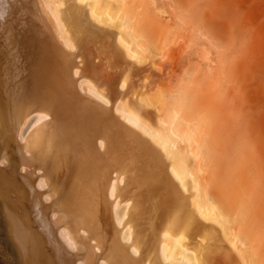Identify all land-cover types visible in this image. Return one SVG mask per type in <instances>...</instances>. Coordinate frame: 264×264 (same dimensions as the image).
I'll use <instances>...</instances> for the list:
<instances>
[{"label": "water", "instance_id": "obj_1", "mask_svg": "<svg viewBox=\"0 0 264 264\" xmlns=\"http://www.w3.org/2000/svg\"><path fill=\"white\" fill-rule=\"evenodd\" d=\"M63 2L73 53L36 0H0V264H238L190 209V181L183 195L162 152L114 114L128 98L162 130L137 98L173 84L169 65L136 66L116 45L118 35L129 43L123 34L90 21L92 4Z\"/></svg>", "mask_w": 264, "mask_h": 264}, {"label": "rangeland", "instance_id": "obj_2", "mask_svg": "<svg viewBox=\"0 0 264 264\" xmlns=\"http://www.w3.org/2000/svg\"><path fill=\"white\" fill-rule=\"evenodd\" d=\"M45 2L58 21L60 1ZM106 2L118 8L105 12ZM93 21L126 37L117 44L130 61L169 65L173 84L138 101L163 127L175 117L184 136L168 133L196 166L211 222L242 264H264V0H98ZM125 212L118 208V223Z\"/></svg>", "mask_w": 264, "mask_h": 264}, {"label": "bare ground", "instance_id": "obj_3", "mask_svg": "<svg viewBox=\"0 0 264 264\" xmlns=\"http://www.w3.org/2000/svg\"><path fill=\"white\" fill-rule=\"evenodd\" d=\"M36 1H37L39 10L41 12V15H42L44 21L46 22L47 26L49 27L50 31L52 32L53 36L55 37V39L57 40L59 45L62 47V49L66 52H69V53L75 52L76 51V45H75L74 41L70 38L69 29L67 28L62 17L60 16L61 15L60 10L65 7V3L63 2V0H59L60 4L57 7L58 13H59V20L58 21L55 20V18L53 17L51 11L49 10L48 3L45 2V0H36ZM75 2H76L77 6H84V5H87L89 3L92 4L93 7L88 11V17L94 25H96L100 28H103L100 25H97L93 21V13L95 11V5L98 2V0H75ZM123 4H124V2H123ZM114 8H118V7L113 3H111V4L107 3V2L104 3V11L105 12L110 11L111 9H114ZM59 22L63 24L64 30L66 32V35H64V36L61 34V32L59 30V26H58ZM103 29H106V28H103ZM106 30H108V29H106ZM120 38H121L120 35H118L115 38L117 46H118L117 43L120 41ZM122 51L124 53V58L129 60L127 53L124 50H122ZM168 53H169V55L171 54L169 51L168 52L164 51L162 58L167 59ZM163 59H162V61H163ZM165 61H167V60H165ZM134 64L136 66H139L136 63H134ZM154 84H155V87L153 88V90L156 88H160V89L162 88L158 83H154ZM144 94H146V93H144ZM138 99H139V96L137 98V102L139 103ZM127 105H128V98H124V101L117 99V102H116L115 107H114L115 116L121 122H123L125 125H127L129 128H132L133 130L138 132L142 137L147 138L153 146H155L157 149H159L162 152V154L165 158V161L167 163H171L170 167L168 168L167 173L179 185L183 195H188V189L184 183L187 180L190 181V184H191L190 190L193 193V195L190 199V209L193 210L197 214L200 221H202L206 224L215 226L211 222V219H212L211 217H213L214 215L210 211L209 206L207 204V201L205 198V191L200 186V181L196 177V174H194L195 173L194 171H196V166H192L189 164V161L187 158V152H185L183 148L178 147L177 143L173 139H171V137L168 133L169 128H172L176 132L181 133V136H184L183 130L180 129L181 127L178 124V121L170 113L166 117V124L167 125H166V127H163L159 124L158 118L156 117V119H155L156 126L162 129V130H159V129H156L155 127H153L147 120H145L144 118L135 114ZM118 107H120L121 109L117 110ZM126 112H130L133 115L134 119L129 118L128 115L126 114ZM137 121L147 122V124L153 129V132H148L147 130H145V128L144 129L141 128V126L137 123ZM122 205L126 206V212H128V207L131 205V202H125ZM114 216H115L116 223H117L118 227H122L123 221L126 218H128V216H125V214H124L122 223L121 222L118 223L117 218H116V214ZM216 228H218V227H216ZM218 230H219V232L223 238V241L230 248L231 252L233 253L235 258L237 259L238 264H242V260L240 259V257L238 256V254L236 252L235 245L229 239H227L223 236V234L219 228H218ZM197 249L207 251L208 253H211L214 255H218L217 250L215 248V245L213 243V240L197 239Z\"/></svg>", "mask_w": 264, "mask_h": 264}]
</instances>
